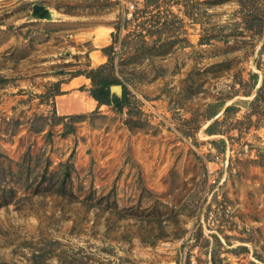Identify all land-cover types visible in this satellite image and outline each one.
Masks as SVG:
<instances>
[{"label":"rangeland","instance_id":"obj_1","mask_svg":"<svg viewBox=\"0 0 264 264\" xmlns=\"http://www.w3.org/2000/svg\"><path fill=\"white\" fill-rule=\"evenodd\" d=\"M190 257L264 264V0H0V264Z\"/></svg>","mask_w":264,"mask_h":264},{"label":"trees","instance_id":"obj_2","mask_svg":"<svg viewBox=\"0 0 264 264\" xmlns=\"http://www.w3.org/2000/svg\"><path fill=\"white\" fill-rule=\"evenodd\" d=\"M105 65L101 63L96 67H90L87 71H78L74 75L84 73L90 78L91 87L89 88V94L97 100L98 105L109 104L115 108L122 107L127 101V90L123 85L120 94L110 90V85L119 83L116 78H111L103 73ZM60 93V92H57Z\"/></svg>","mask_w":264,"mask_h":264},{"label":"crops","instance_id":"obj_3","mask_svg":"<svg viewBox=\"0 0 264 264\" xmlns=\"http://www.w3.org/2000/svg\"><path fill=\"white\" fill-rule=\"evenodd\" d=\"M99 57L102 59V55L98 54ZM90 79L87 77L85 74H77L74 75L71 79L66 80L62 82V89H69L72 88L73 86V81L77 80L80 81V83L86 82V80ZM87 91V90H86ZM73 90H70L68 92H60L57 94L56 98V108L59 113H67L71 112L73 110H85L86 108L93 107V106H99L97 103V100L94 99L90 94H89V89L86 92L87 98L84 100H78L73 97Z\"/></svg>","mask_w":264,"mask_h":264},{"label":"water","instance_id":"obj_4","mask_svg":"<svg viewBox=\"0 0 264 264\" xmlns=\"http://www.w3.org/2000/svg\"><path fill=\"white\" fill-rule=\"evenodd\" d=\"M34 8H35V10H36L40 15H42V14L44 13V11L42 10L43 7H41V6H35ZM42 11H43V12H42ZM121 89H122V87H121V84H119V83H114V84H111V85H110V90L116 92L117 94H120V93H121ZM119 92H120V93H119Z\"/></svg>","mask_w":264,"mask_h":264},{"label":"built area","instance_id":"obj_5","mask_svg":"<svg viewBox=\"0 0 264 264\" xmlns=\"http://www.w3.org/2000/svg\"><path fill=\"white\" fill-rule=\"evenodd\" d=\"M214 180V179H213ZM190 262L193 264L195 262L194 258L193 257H190ZM190 264V263H188Z\"/></svg>","mask_w":264,"mask_h":264}]
</instances>
